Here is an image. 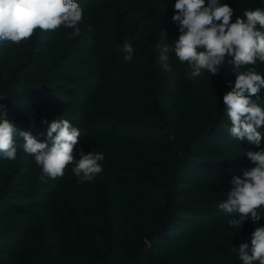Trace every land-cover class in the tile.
Segmentation results:
<instances>
[{
    "label": "trees",
    "instance_id": "obj_1",
    "mask_svg": "<svg viewBox=\"0 0 264 264\" xmlns=\"http://www.w3.org/2000/svg\"><path fill=\"white\" fill-rule=\"evenodd\" d=\"M125 1L139 15L120 0H75L79 36L60 26L37 28L20 45L0 42L7 119L41 142L54 119H67L80 130L77 158L81 148L104 155L91 182L79 181L72 165L42 181L17 135L16 158L0 156V264H242L232 246L250 244L264 226V210L239 230L218 207L232 177L254 167L246 151L264 149V139L258 149L229 133L223 96L235 82L232 58L217 75L190 77L170 52L165 71L161 50L179 35L175 0ZM221 3L234 9L233 22L264 8V0ZM106 45L112 51L98 59ZM254 67L264 75V63ZM253 99L264 107V89Z\"/></svg>",
    "mask_w": 264,
    "mask_h": 264
},
{
    "label": "clouds",
    "instance_id": "obj_2",
    "mask_svg": "<svg viewBox=\"0 0 264 264\" xmlns=\"http://www.w3.org/2000/svg\"><path fill=\"white\" fill-rule=\"evenodd\" d=\"M175 14L179 35L174 43L161 50L160 62L170 71L169 53H174L181 63L191 69L190 77H198L206 70L217 75L226 57L232 59L235 74L234 85L223 96L226 115L231 127L230 135L238 141L246 140L258 149L264 139V107L253 97L264 89V75L254 65L264 63V8L246 9L245 18L236 17L234 9L221 0H175ZM83 9L75 0H0V42L5 40L20 45L30 39L37 28L54 31L60 26L73 29L72 35H80L79 24ZM123 59L132 60L133 49L128 42ZM247 70L240 71L242 67ZM0 100L6 97L0 96ZM42 123H47L46 120ZM23 140L24 151L34 156L41 167V180L62 177L69 165L81 182H91L103 171V153H78L80 130L67 119H54L47 128L46 140L41 142L30 132L19 130L7 119V106L0 103V156L8 160L16 158V137ZM245 155L254 167L233 176L232 188L218 207L232 216L230 227L241 230L245 221L257 224L264 210V149L246 151ZM231 251L242 264H264V226H257L251 234L250 244L243 242Z\"/></svg>",
    "mask_w": 264,
    "mask_h": 264
},
{
    "label": "rangeland",
    "instance_id": "obj_3",
    "mask_svg": "<svg viewBox=\"0 0 264 264\" xmlns=\"http://www.w3.org/2000/svg\"><path fill=\"white\" fill-rule=\"evenodd\" d=\"M230 1H231V4H233V3H235L236 0H230ZM120 3H121V5H123L124 8L128 7L130 9V11H132V13L139 15L138 9H136V7H134L133 5L127 3L125 0H120ZM144 25L147 27V30H149L150 33H154L155 32L157 24L150 23L149 19H147V20L144 21ZM118 33H119L118 30H116V31L111 30L109 32V35H112L113 37H115ZM107 46L108 45H106L103 48V49L106 48V50L103 53L98 55V59L103 58L106 54H108V53H110L112 51V49L110 47H107ZM99 51H101V49ZM98 59L94 60V64H98L99 63Z\"/></svg>",
    "mask_w": 264,
    "mask_h": 264
}]
</instances>
